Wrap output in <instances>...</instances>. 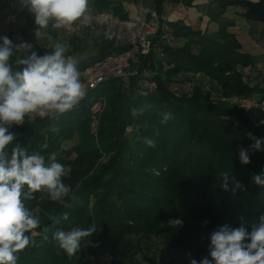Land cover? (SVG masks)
I'll use <instances>...</instances> for the list:
<instances>
[{"label": "trees", "instance_id": "16d2710c", "mask_svg": "<svg viewBox=\"0 0 264 264\" xmlns=\"http://www.w3.org/2000/svg\"><path fill=\"white\" fill-rule=\"evenodd\" d=\"M148 1V8L158 14L170 6L166 0ZM194 1L183 3L190 7ZM7 2L0 0V9ZM229 7L240 8L248 22L264 24V0L210 3L203 13L215 28L202 31L171 21L169 34L182 40V45L157 41L156 49L134 65L137 74L127 89L118 79H110L88 91L69 112L26 116L22 125L10 127L15 143L29 154L44 156L46 164L56 154V162L71 167L63 180L76 197L66 198L71 207L51 201L44 192L34 193L31 199L22 197L25 207L39 217L40 226L26 233L30 242L17 253V264H89L84 252H108L110 264H190L192 259L199 264L205 257L211 260L214 231L228 225L232 229L244 226L251 232L264 214V187L253 182V175L264 172V150L250 147L256 139L264 141V116L258 110L245 111L232 99L264 101V80L253 82L244 75L262 60L241 50L234 23L222 18ZM102 11L128 18L119 4L93 0L89 14ZM29 14L26 27L17 32L8 29L0 37L21 45L18 34L26 36V28L35 24ZM79 21L74 24L82 30L93 26ZM82 30L75 36L82 35ZM74 38L65 55L73 52ZM95 47L94 54L77 62L78 70L119 52L104 35L95 40ZM30 51L43 55L54 48L33 41L27 50L14 47L13 70L22 67L15 60ZM165 63L170 67L158 68L157 75L149 78L155 79L156 89L141 97L143 69L154 71ZM205 78L212 88L201 81ZM215 90L219 96L213 98ZM100 100L106 104L94 136L89 109ZM164 112L172 114L167 123H161ZM129 126L131 132H126ZM147 139L155 141V147L148 146ZM63 142H72L69 149L63 148ZM241 148L248 149V164L240 160ZM65 212L69 220L54 224L51 217ZM92 224L96 232L81 242L76 255L68 256L53 238L57 230Z\"/></svg>", "mask_w": 264, "mask_h": 264}, {"label": "clouds", "instance_id": "9594fccd", "mask_svg": "<svg viewBox=\"0 0 264 264\" xmlns=\"http://www.w3.org/2000/svg\"><path fill=\"white\" fill-rule=\"evenodd\" d=\"M21 2L34 15L37 38L43 35L42 30L50 21L55 29L67 28L82 18L88 8V0ZM0 40V264H17V253L30 242L26 233L40 226L39 217L25 207L22 197L31 199L34 193L44 192L51 201L65 207H71L66 203L70 194L73 200L76 197L71 186L63 180L70 175L71 167L56 162L54 155L46 164L44 156L29 154L27 149L15 143L16 135L9 129L12 125H22L26 116L43 117L48 113L71 111L85 97L86 90L80 81L77 61L65 55L67 48L64 45L57 43L50 54L30 51L27 56L15 60V64L22 67L13 70L10 60L14 47L27 50L30 45L14 46L7 36ZM161 116V123L172 119L170 112L161 113ZM146 143L155 147V141L151 139ZM262 145L264 141L256 139L250 147L264 150ZM239 156L243 164L250 162L248 149L241 148ZM224 179L227 190L226 174ZM253 182L264 187V172L253 175ZM51 219L54 224H60L61 220H69V213ZM44 230L48 231L47 228ZM94 232L96 228L92 224L87 228L72 227L67 232L57 230L53 238L68 256H73L79 251L81 242ZM209 247L211 260L205 257L199 264H264V214L253 224L251 232L244 226L232 229L224 225L211 233ZM190 264H197V261L192 259Z\"/></svg>", "mask_w": 264, "mask_h": 264}, {"label": "built area", "instance_id": "2783aa9c", "mask_svg": "<svg viewBox=\"0 0 264 264\" xmlns=\"http://www.w3.org/2000/svg\"><path fill=\"white\" fill-rule=\"evenodd\" d=\"M136 17L122 19L109 11L91 13L89 22L100 28L104 36L112 40L113 48L119 49L118 53L109 54L95 61L92 65L78 70L80 81L88 91L96 89L103 82L110 79H118L122 84L129 82L130 78L137 74L134 65L141 57H147L157 47V41L170 44L173 37L169 34L168 24L171 16H181L187 7L183 0H166L170 3V14L158 12L150 7H145L147 0H133ZM17 12H9L4 17L7 26L17 22ZM66 37L71 38L79 33L82 28L79 24H72L67 28H62ZM157 40L155 41V39ZM151 71L143 69L139 82L138 93L145 96L156 88V84L150 80ZM233 103L247 112L258 110L264 116V101H256L248 98H233ZM100 100L91 106L90 117L93 121L91 126H95V114L100 110ZM105 104V102H104ZM105 259L91 257L94 264H104Z\"/></svg>", "mask_w": 264, "mask_h": 264}, {"label": "rangeland", "instance_id": "374dc122", "mask_svg": "<svg viewBox=\"0 0 264 264\" xmlns=\"http://www.w3.org/2000/svg\"><path fill=\"white\" fill-rule=\"evenodd\" d=\"M107 1L111 2V1H116V0H107ZM91 3H93V0H88L87 11L84 14V16L80 19V21H79V19L77 20V21H79L78 23L81 24V22H85V21L89 22V15H90L89 14V7H90ZM235 8H238V7H235ZM1 9H0V35H2L8 29H12L13 31L17 32V29H19L21 27H26L27 23H26V16L25 15L27 12H30V11H28V8L22 4L21 0H10V1L8 0L6 8H4L2 10ZM202 11H203V9H202ZM9 12H17V14H18L17 22L13 25L6 26L4 17ZM29 15H31V17L34 18V15L31 12ZM52 23H53V21H50L49 26L46 29L42 30L43 35L40 38H37L35 35V32H36L37 27H38L37 25L34 24V25H32V27L26 28V30L28 29L27 35L22 36L21 34H18V42L20 44L31 45V43L33 41V42L37 43L38 45H41V46H44L47 48H51V47L55 48V45L57 43H59V44L64 45L66 48H68L69 44H71V42H73L70 40L75 37L74 39H76V40L74 42V47L72 48L73 52L71 54L66 55V56L75 59L77 62H80L83 59H86L87 57L94 54V51L96 50L95 40L99 37H102V35H103L100 28L93 25L87 29L82 30L83 31L82 35L73 36L71 38H68L64 35L62 28L55 29L52 27ZM49 37H51V38L49 39ZM182 43H183L182 40H175L174 38L170 42V44L172 46H180V45H182ZM241 50H242V47H241ZM167 67H170V65L167 66L166 63H165V65L163 64V65H160L159 67L155 66V70L151 71V74L157 75L156 71H158V68H159V71H163V70H166ZM258 71H260L261 75L259 76L260 78L257 80L255 77L256 76L258 77V75H259ZM244 75H246V77L249 76L250 80L253 79L252 80L253 82H259L261 80H264V64L257 65L252 70H250V69L246 70L244 72ZM152 81L156 84L155 79H153ZM201 81L203 83H207L209 87H211V86L213 87V85H209V83H211L210 80H207L205 78L204 80H201ZM122 85L124 86L123 87L124 89H127L129 82H127L126 84H122ZM187 85L190 87L192 86V84H187ZM190 87H189V90H190ZM216 91L217 90L212 92L214 94V95H212L213 98L215 96H217V97L219 96V94H217ZM141 97H146V95L141 96ZM102 101L103 102L99 103L100 104V110L95 114V119H96L95 126L94 127L91 126V128L93 129L92 133L94 136L96 133L95 131H96V128H97V125L99 122V118L101 117V115L103 114V111L105 109L106 103L104 104L105 101L104 100H102ZM221 101H223V100H221ZM97 102H99V101L94 102L92 105L96 104ZM90 112H91V107L89 109V113ZM51 114H53V113H48L45 116H49ZM45 116H43V117H45ZM90 120H91V117H90ZM92 122L93 121L91 120V124H92ZM126 132H131L130 126L126 128ZM71 143L72 142H63V144H62L63 148L69 149V147H70L69 145ZM53 155H56V154H52L51 156H53ZM172 223L176 224L177 222L173 221ZM78 253H79V251H78ZM83 254H84V259L86 260V262L88 261L89 264H93L90 261L91 257H98V258L105 259V260H102V261H105L104 264H110L111 263V255L108 252H103V253H99V254H89V253L84 252Z\"/></svg>", "mask_w": 264, "mask_h": 264}, {"label": "crops", "instance_id": "0c3cea01", "mask_svg": "<svg viewBox=\"0 0 264 264\" xmlns=\"http://www.w3.org/2000/svg\"><path fill=\"white\" fill-rule=\"evenodd\" d=\"M10 1V0H9ZM219 0H195L190 7L181 16H171L172 22L182 21L190 27H199L200 30H205L206 27L214 29L215 25L209 23V18L203 13L202 9L210 3H216ZM232 1V0H226ZM256 2L257 0H249ZM111 4H119L127 13L128 18L136 17V9L133 0H116L111 1ZM150 1H145V7L148 8ZM170 6L165 9L166 14H170ZM242 10L240 8L229 7L222 18L225 21H231L235 25L236 39L242 47L244 53L262 60L264 64V24L248 22L241 17Z\"/></svg>", "mask_w": 264, "mask_h": 264}]
</instances>
